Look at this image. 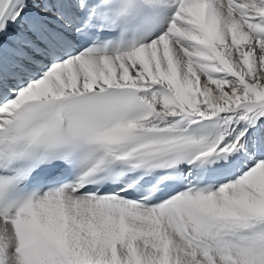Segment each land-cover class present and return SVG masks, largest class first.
<instances>
[{
	"label": "snow or ice",
	"instance_id": "snow-or-ice-1",
	"mask_svg": "<svg viewBox=\"0 0 264 264\" xmlns=\"http://www.w3.org/2000/svg\"><path fill=\"white\" fill-rule=\"evenodd\" d=\"M0 264H264V0H0Z\"/></svg>",
	"mask_w": 264,
	"mask_h": 264
}]
</instances>
